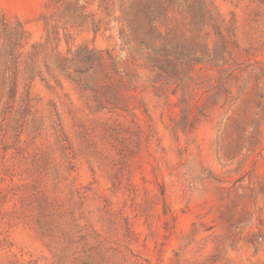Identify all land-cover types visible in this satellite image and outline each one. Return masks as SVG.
<instances>
[{"label":"rangeland","instance_id":"1","mask_svg":"<svg viewBox=\"0 0 264 264\" xmlns=\"http://www.w3.org/2000/svg\"><path fill=\"white\" fill-rule=\"evenodd\" d=\"M0 264H264V0H0Z\"/></svg>","mask_w":264,"mask_h":264}]
</instances>
